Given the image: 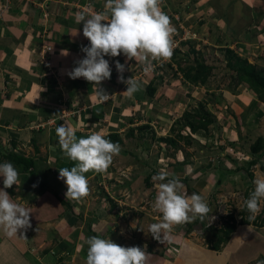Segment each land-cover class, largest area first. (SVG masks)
<instances>
[{
	"label": "rangeland",
	"instance_id": "1",
	"mask_svg": "<svg viewBox=\"0 0 264 264\" xmlns=\"http://www.w3.org/2000/svg\"><path fill=\"white\" fill-rule=\"evenodd\" d=\"M165 1H169L167 3L170 5L169 11L175 8L174 22H177V25H174L175 32L172 36L175 47L177 46L184 52L189 46L186 44L183 47H178V45L180 41L190 40L194 43L192 47L202 52L208 62L210 55H215L221 59L219 54L221 48H229V46L233 48L231 37L235 39L241 31L247 32V35L252 32V36L247 37L246 47L251 48L250 51L256 54L258 59L255 60L250 51L247 59L251 60L257 69H264V62L262 61L264 60V41L261 45L262 40L256 42V38L253 36V33H256L255 36L264 34V0ZM184 14L189 15L187 24H190L189 29L191 30L186 29L184 24L183 26L180 25ZM195 31H199L197 37L192 35L196 33ZM211 45L215 46L214 49L210 48L211 50L206 52ZM238 49L236 53L239 52ZM242 56L245 55L242 54ZM155 62L160 63L158 70L145 72L148 74H146V78L145 76L141 77L144 84H141L140 88L142 89L147 83L145 79L152 77L156 87V95L154 94L152 98H146L141 92L140 96L142 95L143 100H146L145 105L148 102L147 106L145 108H143L144 106L142 108L141 106L138 108L133 106L132 110L130 109L125 113L126 120L124 121L126 122L130 119L133 122V119L138 117L132 127L144 123L151 127L155 137L166 136L172 122L178 119L184 110L195 106L199 100L205 101L209 112L214 116L215 122V117L217 118L216 115L218 114V121H225V116L230 118V113L233 114L230 105L223 107L222 104L218 109L212 107L211 97H216L218 93L224 96L227 94L226 90L223 89L226 82L224 70L216 72L210 78L208 86L203 90L181 83L178 73L176 76H171V71L164 65L169 62V59ZM171 66L173 67V64ZM135 72L137 71L125 70L123 76L128 79L131 77V73L135 74ZM240 89L242 92H246L245 88ZM43 104L49 105L48 102H43ZM57 104L61 108L60 106L55 107L54 110L56 111L51 116L50 112L40 111V113H46V120L49 118L48 125H53L56 121L54 117H66L74 110V103L70 104L66 99H60ZM59 111L63 112L59 113ZM41 115L40 118L45 117L42 113ZM83 117L84 119L78 122L80 127H76V129H81V132H75L76 136L78 135L77 139L87 138L91 133L96 132L88 128L86 116L83 115ZM62 120L58 119L59 122ZM25 121L26 119H24ZM21 122L23 123V120ZM43 123L44 121L42 125ZM100 124L94 125V130ZM28 125V130L37 128L33 119ZM48 125L43 126V129L49 127ZM235 126L237 127L236 123ZM229 128L231 129V127ZM46 129L42 130L41 133L34 134L26 130V140L17 145V148H12L14 152L34 159L33 174L37 175L38 183L41 181L45 190L40 192L41 194L36 190L37 194H33L29 182L30 176L28 173L18 171L19 183L14 185L12 190L16 194L25 193V196L23 194L22 197L27 198L26 200L30 197L31 202L35 200V196H39L37 199L42 200L41 205L45 202L46 204H44L45 210L41 206L38 207L40 210L37 211L42 215H46L48 212L47 216L39 217L46 224L39 230V241L29 245L33 254L53 248L50 251L52 254L49 253L50 256L56 255L54 249H58L59 257L62 256L64 264H86V258H84L87 257L88 251L86 241L90 238L88 229L91 228V231L95 232L99 238L108 239L109 235H115L116 238L110 240L121 246L132 247L131 243L137 240L138 243L136 242L135 246L140 247L148 254L145 264H264V229L250 224L237 225L240 221L239 213L245 205L244 192L251 194L255 189L254 181L264 178L257 166L245 171L232 172L234 168L241 166L247 160L242 157L243 155L249 157L248 145H240L239 149L230 153L227 150L228 146L224 145L226 148L220 149L217 147V141L213 142L208 137L197 133L196 135L193 134L192 137L189 135L191 137L189 138L191 140L189 146H184L180 142L179 148L172 150L167 145L155 143L147 137L145 140L144 138L138 139L139 133L136 131H134L133 137H125L124 133L128 128H124V131L118 134L121 140L119 155L113 158L112 165L105 173L96 174L90 171L85 174L89 182L90 195L82 201H74L65 198L67 188L64 182L59 179V170L65 167L70 169L75 166L74 162L64 155L56 143V133L54 131L52 133V129L48 131ZM211 129L214 128L211 127ZM31 138L34 140L33 143ZM210 142L211 144H209ZM33 145L37 147L36 153L33 151ZM208 145L212 147L208 149ZM3 148L1 146L0 150ZM6 149L12 151L10 145ZM3 150L0 151V159L6 153ZM226 154L228 157L225 156ZM240 156L245 160L240 159ZM230 158L235 159L236 164L230 162ZM55 160L58 161L56 164ZM260 161L264 166V156ZM183 163L184 165L181 166ZM152 170L158 173L164 170L169 178L187 179L183 184L184 193L188 196L193 193L200 195L210 209L202 219L205 227L195 224L187 231L186 223H184L174 226L169 233V239L162 243L153 238L149 233V226L160 222L162 216L153 210L157 192L155 184L159 182L153 181L152 177L155 175L151 174L148 181L150 186L146 187L144 183V178ZM229 171L231 173H227ZM247 172L253 174L251 181L246 176ZM24 180L26 185H24ZM22 188H24L23 191ZM55 195L66 204H60ZM35 203L33 202L31 207L37 209ZM52 204L55 208H52ZM261 204L262 201L260 202V209ZM34 209L32 215L35 213ZM246 212L248 211L246 210ZM227 213L232 214L236 231L231 234L225 244L220 246L217 252L208 250L207 240L211 238L212 230L206 227L217 228L221 226L222 217ZM245 214L249 215V213ZM67 236H69V240L66 239ZM106 236L108 237L106 238ZM161 240H163L162 235ZM69 241L73 243L72 250L68 246ZM56 245L57 248H55ZM36 250L38 251L35 252ZM234 251H237L235 255H233Z\"/></svg>",
	"mask_w": 264,
	"mask_h": 264
},
{
	"label": "crops",
	"instance_id": "2",
	"mask_svg": "<svg viewBox=\"0 0 264 264\" xmlns=\"http://www.w3.org/2000/svg\"><path fill=\"white\" fill-rule=\"evenodd\" d=\"M170 1L172 2V0ZM105 4L106 0H10L8 11L0 18V147H4V150L1 149L0 151L8 152V149H6L8 145L14 151L13 147L17 148V145L26 140V130L33 133L32 130L27 128L31 119L34 120L37 127L47 126L49 118L46 120L45 112H50L51 116L56 111L54 108L60 106L57 104L60 99H66L70 104L74 103V110L66 117H54L56 121L53 125H48L49 127L45 128L46 131L52 129V133L53 131L56 133L58 126L66 124L79 133L81 129H76V127H80L78 122L84 119L83 115L86 116V125L90 126L88 128L100 132L102 135L108 133L120 134L124 131V128H130L133 123H136L138 117H135L133 122L124 121L126 120L125 113L130 109L132 110L133 106L137 108L138 106H141V108L144 106L143 108H145L148 102L145 105L146 100H143L142 95L140 96L143 88L140 87L132 96L123 94L127 90V85L119 81L120 74L117 72L115 64L119 61L125 65L126 70L137 71L135 72L136 75L131 73V77L141 85L144 84L141 77L145 76L146 78L148 73H145V70L139 72L138 68L142 65L139 61H128L123 54L114 58L105 57L112 70L111 78L101 84V87L112 96L106 103L97 102L96 88L91 83L83 78L73 80L66 74L67 71L75 67V61L82 58L84 53L81 52V47L89 42L83 37V24L77 22V14L91 15L105 12L107 11ZM169 6L162 0L160 7L172 21L171 24L174 27V25H177V22H174V17H176L175 8L173 5L174 9L169 11ZM43 13L46 15L45 18L42 16ZM188 16V14H184L182 16L183 21L180 23L182 26L184 24L186 29H189L190 25L187 24ZM198 33L199 31L192 35L197 37ZM249 34L247 35V32L241 31L235 39L231 37V45L234 46L233 48L229 46V49H233L236 53L239 48L237 54L252 63L251 60L247 59L251 50V48L246 47L247 37L252 36V32ZM255 34L253 33L256 42L262 40L260 43L262 45L264 34L261 33L256 36ZM203 42H205V39H203ZM47 47L49 48L48 52L45 51ZM42 51L44 54L41 55ZM62 52H65L66 56L62 55ZM242 54L245 56H242ZM252 54L254 59L257 60L258 56ZM262 61L264 62V60ZM155 64L159 66L160 63L155 62ZM152 69L153 67L149 71L151 72ZM145 80L148 83L152 80V77ZM241 90L235 94L227 93L225 96L223 95L225 105H230L233 114L230 113V118L225 116V121H218L219 114L216 115V122L212 126L215 131L213 130L212 134L220 139L227 138V142L235 141L239 145H250L256 137L264 134V106L256 100L252 92L248 90L242 92ZM43 102H48L49 105H44ZM222 103L220 106H222ZM41 110L45 111L41 112L45 116L41 117L42 119L40 118L42 116ZM61 112L63 111H59V113ZM215 112L217 113V111ZM39 118L40 121H38ZM63 118L64 120H62ZM24 119H26L25 122ZM58 119L62 121L59 122ZM21 120H23V123ZM43 121L45 124L42 125ZM97 123H101V126L98 125L99 127L94 130ZM55 136L57 138L56 143L59 146L58 137L56 134ZM220 141L222 142V140ZM54 162L56 164L58 161L55 160ZM260 162L262 163V161ZM2 181L3 178H0V189H3V185L1 186ZM24 185H26L25 180ZM21 190L23 191L24 188ZM6 191L15 203L29 209L32 227L24 233V238H9L0 229V264H64L62 256L59 257L58 249H54L56 255L50 256L49 253L53 248L33 254L31 246L29 247L32 242L39 241V230L46 224L39 217L47 216L48 212L46 215H42L37 211L40 210L38 207L41 206L45 210L44 204L46 202L41 205L42 200L37 199L39 196H35V200L32 202L29 200L30 197L26 200L27 198L22 197L23 194L25 196V193L16 194L12 188L6 189ZM33 202H36L37 209L31 207ZM52 208H55L53 204ZM33 209L35 213L32 215ZM89 229L91 230V228ZM68 238L69 236L66 237L67 240H69ZM115 238V235H109L108 237L111 240ZM136 242L137 240H134L131 246H135ZM72 244V241H69L68 246L71 248L73 247ZM124 246L127 247V245ZM57 247L56 245L55 248ZM236 253L237 251H234L233 255Z\"/></svg>",
	"mask_w": 264,
	"mask_h": 264
},
{
	"label": "clouds",
	"instance_id": "3",
	"mask_svg": "<svg viewBox=\"0 0 264 264\" xmlns=\"http://www.w3.org/2000/svg\"><path fill=\"white\" fill-rule=\"evenodd\" d=\"M161 2L106 0L105 12L77 14V22L83 24V37L89 44L81 47L84 58L76 60L75 67L66 72L69 78H83L91 83L96 88L97 102L106 103L112 96L101 84L111 78L112 70L105 57L114 58L123 54L128 61L135 60L143 64L146 72L152 68L153 61L170 59L175 29L162 11ZM115 67L120 74L119 81L127 85L123 94L132 96L139 90L138 81L133 77L124 79V64L117 61ZM56 135L62 152L75 165L70 169L65 167L59 170V179L67 188L65 198L82 201L90 195L85 174L90 171L105 173L112 165L113 158L119 155L120 145L106 139L100 132L77 139L74 129L66 124L56 128ZM0 178H3V189H0V229L9 238H24V233L32 227L31 212L15 203L6 191L19 183V173L12 163L3 162L0 163ZM152 179L159 182L155 184L157 192L153 210L159 212L162 219L149 226V233L160 243L169 239L174 226L191 222L197 216L203 219L210 211L200 195L193 193L188 196L184 193L179 178L169 179L167 173L161 170ZM254 183V191L244 201L249 213L248 221L255 220L261 210L260 202L264 200V178ZM86 243V264H145L148 256L140 247H124L97 236L88 238Z\"/></svg>",
	"mask_w": 264,
	"mask_h": 264
},
{
	"label": "trees",
	"instance_id": "4",
	"mask_svg": "<svg viewBox=\"0 0 264 264\" xmlns=\"http://www.w3.org/2000/svg\"><path fill=\"white\" fill-rule=\"evenodd\" d=\"M164 2L165 4H167L169 1L166 2L164 0ZM88 44L89 42H86L85 46H88ZM192 44L193 43L190 42V40L182 42L180 41L178 47H183L185 45L189 46L186 51H181L179 48H177V46L173 49V54L169 59V62L164 64L165 67H167L171 71V76H176L178 73L180 76L181 83L196 88H202L204 90L208 86L210 78H212L216 74V72L224 70L226 82L225 87L223 85L222 86L227 93L235 94L240 90V88H245V90L252 92L256 96V100L264 106V70L257 69L254 64L249 63L245 58H242L228 47H224L219 50L221 59H219L215 55H210V60L207 62V59L204 54L199 50H195L192 47ZM210 48L214 49V47L211 46L207 48L206 52H209V50H211ZM82 58H84V54L82 55ZM154 62L155 61H153L152 63L153 69L151 70V72H155L158 70V66ZM172 64L173 67L171 66ZM138 69L139 71L144 70V65L142 64ZM153 81L154 80L149 81L143 87V93L146 98H152L156 92V87ZM222 96V94L218 93L216 97H211L212 107L218 109L222 102L223 107L225 106V102L223 100L224 98H221ZM130 121L131 119L129 120V122ZM214 124V116L209 112L205 101L199 100L195 106L184 110L181 113L180 117L172 122L169 128V133L166 136L155 137L154 131L151 129V127L144 123L136 127L128 128L125 131L124 136L128 138L133 137L134 131H136L139 133L138 139L144 138L145 140V138L147 137L155 143H161L167 145L172 150H176L179 148L180 142H182L184 146H189L191 144V140L189 138H191L193 134L196 135L197 133L201 134V132H203L204 137H208V139H211L213 142L217 141L218 146H216L220 149L226 148L224 147V145L228 146L227 148L231 149L232 152L240 148V145L237 144L235 141L227 142V140H225L227 138L220 139L219 137L214 136V134H212L214 129H211ZM42 130L43 126H38L36 130L32 131L34 134L37 132L41 133ZM182 131H184V133H182ZM189 135H191V137ZM104 137L114 143L121 144L119 135L116 133H108L107 135H104ZM220 140L223 141L221 142ZM31 141L32 143L34 142L32 138ZM209 144H211V142ZM211 147V145H208V149H210ZM36 148L37 147L33 145L34 153H36L37 151ZM248 153L249 157L241 155L242 157H245V159H247L248 161H244L241 166L234 168L232 172L236 173V171H245L248 168L257 166L259 171H261L264 175V166L260 162V159L264 156V134L262 136L256 137L253 142L248 145ZM225 156L228 157L227 154ZM241 156L240 159L245 160ZM229 160L230 162L236 164L234 161L235 159L230 158ZM3 162H10L17 169V171L21 173H28V175L30 176L29 182L31 183V188L33 189L32 191L34 192L33 194L36 193V190H38L39 193L45 191L43 183L41 181H39L36 187H33V185H35L34 178H36L37 176L33 174V158L25 157L24 155L16 153L14 151H8L3 154L0 159V163ZM183 165L184 163L181 166ZM227 173L231 172L229 171ZM151 174L157 175L158 172L152 170L144 178V183L146 187L150 186L148 181ZM246 176L249 181H251V179L253 178V174L249 172H247ZM186 180V178H182L180 182L182 184H185L184 182H186ZM244 194L245 198L248 199L250 193L244 192ZM55 197L60 204H66L64 201L60 200L56 195ZM246 210V206L244 205L239 213L240 221L237 225L242 226L250 224L254 227L264 228V200H262L261 210L256 216L255 220L248 221V214H245L248 213L246 212ZM222 219L223 220L221 226L217 228L212 226L206 227L212 230L211 238L207 240L208 250L217 252L220 246L228 241L230 234H232L235 230V223L231 213H227L224 217H222ZM195 224H198L201 227H205L202 219L197 216V218L191 221L190 223H186L187 231H189L191 227ZM88 234L90 235V237L96 236L95 233L92 232L90 229H88Z\"/></svg>",
	"mask_w": 264,
	"mask_h": 264
},
{
	"label": "built area",
	"instance_id": "5",
	"mask_svg": "<svg viewBox=\"0 0 264 264\" xmlns=\"http://www.w3.org/2000/svg\"><path fill=\"white\" fill-rule=\"evenodd\" d=\"M9 7H10V0H0V18L5 12L8 11ZM42 16H43V18H45L46 15L43 13ZM45 51L48 52L49 48L48 47L45 48ZM40 54L42 55V54H44V52L42 51ZM201 134L204 135L203 132H201ZM214 142H216V141H214ZM228 151L230 153L232 152L231 149H228Z\"/></svg>",
	"mask_w": 264,
	"mask_h": 264
},
{
	"label": "water",
	"instance_id": "6",
	"mask_svg": "<svg viewBox=\"0 0 264 264\" xmlns=\"http://www.w3.org/2000/svg\"><path fill=\"white\" fill-rule=\"evenodd\" d=\"M34 183H35V185L38 184V180L36 178H34Z\"/></svg>",
	"mask_w": 264,
	"mask_h": 264
}]
</instances>
